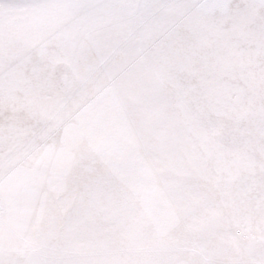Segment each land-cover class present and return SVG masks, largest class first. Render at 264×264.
Masks as SVG:
<instances>
[{"label": "snow or ice", "instance_id": "6c2138e0", "mask_svg": "<svg viewBox=\"0 0 264 264\" xmlns=\"http://www.w3.org/2000/svg\"><path fill=\"white\" fill-rule=\"evenodd\" d=\"M0 264H264V0H0Z\"/></svg>", "mask_w": 264, "mask_h": 264}, {"label": "clouds", "instance_id": "9594fccd", "mask_svg": "<svg viewBox=\"0 0 264 264\" xmlns=\"http://www.w3.org/2000/svg\"><path fill=\"white\" fill-rule=\"evenodd\" d=\"M159 181H160L161 186L163 187L170 182V177L167 173H162L159 177Z\"/></svg>", "mask_w": 264, "mask_h": 264}]
</instances>
